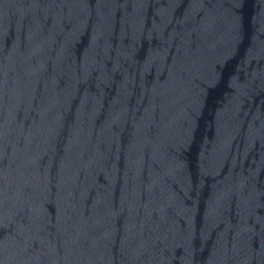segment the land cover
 I'll list each match as a JSON object with an SVG mask.
<instances>
[{"label":"water","instance_id":"obj_1","mask_svg":"<svg viewBox=\"0 0 264 264\" xmlns=\"http://www.w3.org/2000/svg\"><path fill=\"white\" fill-rule=\"evenodd\" d=\"M0 264H264V0H0Z\"/></svg>","mask_w":264,"mask_h":264}]
</instances>
